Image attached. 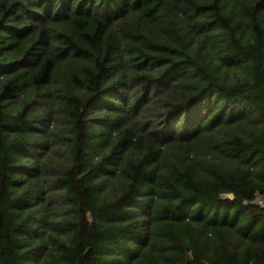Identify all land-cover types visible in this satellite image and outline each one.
Masks as SVG:
<instances>
[{
	"label": "trees",
	"instance_id": "trees-1",
	"mask_svg": "<svg viewBox=\"0 0 264 264\" xmlns=\"http://www.w3.org/2000/svg\"><path fill=\"white\" fill-rule=\"evenodd\" d=\"M264 0H0V264H264Z\"/></svg>",
	"mask_w": 264,
	"mask_h": 264
},
{
	"label": "built area",
	"instance_id": "built-area-1",
	"mask_svg": "<svg viewBox=\"0 0 264 264\" xmlns=\"http://www.w3.org/2000/svg\"><path fill=\"white\" fill-rule=\"evenodd\" d=\"M254 203L261 208L262 210H264V195H259L257 194Z\"/></svg>",
	"mask_w": 264,
	"mask_h": 264
}]
</instances>
